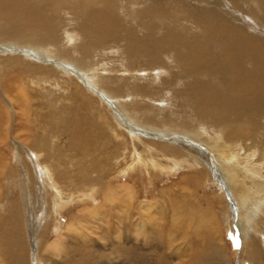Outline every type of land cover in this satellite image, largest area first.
<instances>
[{
  "label": "rangeland",
  "instance_id": "obj_1",
  "mask_svg": "<svg viewBox=\"0 0 264 264\" xmlns=\"http://www.w3.org/2000/svg\"><path fill=\"white\" fill-rule=\"evenodd\" d=\"M158 1L161 2L159 5L155 0H148L144 3L145 6L143 5L146 7L145 10L150 12V15L143 19L145 27L135 29V22H132L134 33L137 36V43L132 45V51L126 47L128 42H123V39L120 38L121 43H119L118 50L110 47L117 48L118 45L117 42L111 40L110 46L105 45L98 54L88 53L87 60L95 67L102 68L100 73L103 77L114 80L111 83L112 86L117 83L114 90L118 91L120 88L124 92L129 88L127 92H137L138 94L135 95L139 98L136 103L137 111L139 110L141 118L147 119L155 125H159L160 122H165L168 125L177 124L194 130L199 129L198 131L204 135H211L213 130L221 128V121H226L228 129L222 130L224 137L229 136L230 133L232 136L234 132H247L249 129L254 132L256 127L253 126V128L251 124V121L255 123V118L252 116L254 109L247 110L248 114L242 113L245 106L244 101H246L243 94L249 90L248 87L255 85L258 91H254L256 95L253 92L251 94L259 98L264 96V19H256V17L250 16L246 10L241 11L240 8H246H243L244 3L240 0H206L202 3H187L182 0ZM255 1L264 3L262 0ZM87 6L89 11L86 14L80 13L78 18L75 14L73 15L74 22L81 23L79 19L86 17L95 23L94 13L108 8L104 2H96ZM119 6V4L115 5L114 8ZM218 7L229 9L228 13L238 17L241 24L236 26L237 28L227 26L223 21L224 16L219 17L215 14V11H219ZM70 12L67 11L71 14ZM154 15L162 16L160 20L155 19L156 22H153ZM67 16L62 13L63 22ZM123 18L120 14L118 15L121 25L126 28L129 23L122 22ZM140 20L142 21L141 18L137 19V22L140 23ZM178 20L179 23H177ZM214 20L221 21V23L213 22ZM208 21H212L213 24L203 29ZM125 28L122 31L118 30L121 36L125 35L127 31ZM59 31L61 32V30ZM71 31L84 36L79 25H73ZM169 32H174L172 35L175 38L179 35L186 37L180 41L184 46L190 43L191 37L196 38L195 41L200 42L203 48V56L207 60L209 57L208 69H212L211 72L215 73L190 75L189 72H186V66L179 63L175 57L176 54L167 52L163 54L165 57L162 58L163 67L156 66L149 69L150 76H144L147 71L145 67H148L145 65H148L147 61L149 62L153 58L145 52H148L151 47L159 46L166 39L167 34L171 36ZM0 33L8 38L7 41H0V81L9 83L10 92L16 97L12 96V99L16 103H20V105L17 103L18 107L13 106L12 112V108L8 104H3L4 95L0 93V160L2 161L0 174L3 173L5 167L9 166L10 168V170L7 168L5 176H0V198H4L1 202H6L5 205H1L0 202V212L4 213L5 207L11 209L0 227V264H129L127 260L130 254L134 257L133 264H177L178 261L173 259L175 256L168 254V251L175 249L176 246H172L163 253V248L157 250V246L154 247L151 242H146L147 247L144 246L145 242L134 243V240L127 239L125 227L128 222L136 225L135 222L139 216H142L141 220L148 222L146 225L139 224L140 231H145L144 228L148 225H151L152 228V224H154L153 227L155 225L162 227L161 217L163 219L165 217L177 218L180 213L191 216L193 206L201 207L205 209V212L209 211L207 220L213 226L211 231L213 242L221 245L220 249L224 250L222 252L225 253L224 256L228 260L224 259L225 262H220L221 264H264V224H262L263 230L255 233L256 239L251 238L245 245L244 235H242V230L246 227L245 220L242 222L239 219L238 209L234 213L231 204V198H234L233 192H226L217 172L210 174L195 160L185 161L190 164L181 162L177 169L166 171V168L163 169L162 159L176 158L173 154L157 149L162 145L163 139L134 135L142 142L133 140L134 136L122 125L126 123V120L114 115L115 108L113 106L109 107L73 76L68 75V78L74 79V84L70 83L69 79L60 76L58 70L53 66L60 63L59 60H50L40 56L39 59L34 60L32 56L36 53L31 48L23 49L24 47L19 43L36 41L38 44L46 45L50 41L45 36L28 35L26 37L22 30L14 28L12 25L8 32L0 30ZM150 34L154 37L151 38ZM55 36H59L58 33H55ZM182 46L177 47L180 57L186 54V50H183ZM56 47L61 52L62 47L58 44ZM121 48L122 50H119ZM112 49L115 52L109 54ZM104 53L108 56L107 59L100 58V55ZM249 53H253V56ZM245 54H249L250 57H246ZM145 57L146 59H144ZM223 60H226L228 66ZM259 61L261 62L259 63ZM104 62H106L104 66L100 65ZM107 63L116 67L118 72L108 74ZM220 66L222 67L220 68ZM129 67H136V72H133V75L135 74L134 77L138 79L133 83V80L129 79L130 76L125 75L128 80L119 83L120 73L123 74ZM258 67L261 68L262 73L258 71ZM159 70H161L159 83H154L156 75L153 73L154 71L157 73ZM140 72H143L140 74L143 76L137 74ZM11 80H14V83ZM65 81L69 82L68 87H65ZM1 82L0 86H2ZM54 82L61 85V88L65 87L66 90L58 92L57 95L53 91V95L50 88ZM197 82H206L208 85L205 90L202 89L199 92L198 87L194 84ZM237 89L239 91L236 92ZM240 92L241 94H239ZM240 97L244 100L239 101ZM126 98L128 99L127 103L133 101L130 95H126ZM27 101H30L28 105H26ZM255 103L256 101L253 100L250 104L254 106ZM211 105H213L212 108ZM26 107L30 109L28 112ZM17 115L19 120H17ZM2 118L4 119L2 120ZM216 118L221 121H212ZM14 120L19 128L22 130L24 128L25 132L33 130V133L29 136H26L27 132L24 133L26 137L21 136L20 141L17 139L22 135V130L17 131V136L10 137ZM132 125L143 132L152 130L143 123L134 122ZM57 130L60 132L59 134H57ZM68 130L71 131L70 136L76 137L75 143L69 146L66 145L68 133H65ZM182 135L184 136L183 133ZM34 141L36 144L32 143ZM19 142L22 144L19 145ZM39 146L40 148L45 146L42 162H47L56 170L57 181L61 186H64V191L76 193L80 189L82 192L85 191V186L89 188L93 185H96L98 190V193L94 195L96 197L92 200L68 203L62 210L63 215L59 217V219L61 218L59 223L61 227L58 230L55 229V226L59 224H54L58 218L54 216L50 218L49 214L55 213L54 209L56 211L60 208L52 207L51 209V198L53 197L45 192L42 180L38 181L37 186L34 183L35 178L42 177L40 175L41 166L37 163L35 153L30 148H39ZM133 147L135 148L133 149ZM17 148L26 151L32 157L34 164H31L26 156H24V160L19 159L22 151L18 152ZM143 149L149 155L145 161L147 166H150L149 160L156 164L159 162V166L163 170L154 176L150 169L146 171V178L153 179V183L146 187L147 189L143 188L144 181H142L139 171L136 170L137 166H133L126 173H120L124 166L132 165L135 153L139 155L141 163L144 162L146 157L143 155ZM208 155L211 162L210 157L212 156ZM135 159L137 161V157ZM199 160L203 161L201 158ZM104 170L106 173L100 179ZM116 173L121 174L120 177H116ZM27 175L32 177L33 183H25ZM26 189L30 192L27 193ZM26 195L30 197V201L26 199ZM229 196L230 198H228ZM197 199L202 200L201 204H193ZM170 200H174L173 202L178 207L172 205ZM26 203L27 207H25ZM139 203L144 205L142 209ZM131 204H134L133 209ZM1 207L4 208L3 211ZM171 208L177 212H172ZM130 211L133 216L127 221ZM160 212H164V215L160 216L162 214ZM174 226L175 223H168L164 226L168 231L171 244L174 242ZM153 237L156 238L155 234ZM220 263H216L213 259L211 264Z\"/></svg>",
  "mask_w": 264,
  "mask_h": 264
},
{
  "label": "bare ground",
  "instance_id": "obj_2",
  "mask_svg": "<svg viewBox=\"0 0 264 264\" xmlns=\"http://www.w3.org/2000/svg\"><path fill=\"white\" fill-rule=\"evenodd\" d=\"M146 1H148V0H0V30L2 32H8L10 25H12L14 28L22 30L26 34V37L28 35L45 36V38H47L50 41L46 45L38 44L36 41L31 42V43H22V42H19V43H20V45H22L24 47L23 49L29 50L31 48L32 51L36 53L34 56H32V58L34 60L39 59V56L42 58L46 57L50 60H59L60 63H57L53 66H55V68L58 70L57 72L60 73V76H62L64 79H69L70 77L68 78V75L73 76L74 79H78L79 82L81 84H83V86L88 91H90L92 94L97 96L101 101L108 104L109 107L113 106V108H115V111H114L115 114L114 115L119 116L121 118H124L126 120V123H123V124L119 123V124L124 125L126 130H128L132 134V136H134V135L135 136L136 135L142 136L143 135V136H148L151 139H155V138L163 139V142H161L162 145L160 147H158L157 149H159L160 151H164L165 153L168 152L170 154H173V156L176 158V159H174L172 157H168L166 159H164V158L162 159L164 162L163 169L166 168V171L169 172V171H173V170L177 169L178 167H180L181 162L184 163L185 161L195 160V161H197V164L206 168V170H208L210 174H211V172H212V174H213V172H217L219 175V178H220V182L225 187L226 192H231V193L233 192L234 198H231V204L233 206L234 213L237 212V209H238L239 210V217H240L239 219L242 222L245 220L246 227L243 228V230H242L243 234L242 235H244L243 236L244 237L243 242L246 245V244H248V240L250 241L251 238L256 239L255 233L258 232L259 230H263L262 224H264V216H263V211H264V110H263L264 109V96L259 98V97H255L254 95L251 94V92H253L255 94L254 91H258L257 86L251 85L252 87H248L249 90H247L248 88L246 89L247 92H245L243 94V96H245V99H246V101H244L245 106H244L243 110L241 109L242 113H247V114L249 113L247 110L254 109L252 111V116L255 118V120H254L255 123H253L251 121L252 127L253 126L256 127L254 132L250 131V129H249V130H247V132H244V131L240 132V133L234 132L232 136H231V133L229 132L230 135L227 137H224V133L222 130L228 129V124H227L228 122L221 121L218 118H216V119H213L212 121H214V122L221 121V123H220V125H222L221 128L218 130L217 129L213 130L211 135L210 134L204 135L198 131L199 129L194 130L192 128H186L185 126H179L177 124H169L168 125L165 122L164 123L160 122L159 125H155V124L151 123L150 121H147V119L141 118L142 116H140L139 110L137 111V109H136L137 108L136 103L138 102L139 98L136 97L135 95L138 93L137 92H135V93L134 92H127V90L129 88L126 89L124 92L121 91L120 88H118L119 89L118 91L114 90V87H115V85H117V83H115L112 86L111 83H113L114 80L107 78V77H103L100 73L102 68L100 66L95 67L93 63H90L87 60L88 59V57H87L88 53H92L95 55L98 54L99 52H101L100 50L102 47H104L105 45L110 46V44L112 43L111 40L117 42L118 45H117V48L112 47V46H110V47L118 50V48L120 47L119 43H121L120 38L123 39V42H126V41L128 42V46H126V47L128 50L132 51L133 50L132 45L137 43V40H136L137 36L134 33V27H133L134 25L132 22H135L134 23L135 29L145 27L143 19L146 18V16L150 15V12L148 10H145L146 7H143V5ZM155 1H156L157 5H159L161 3L158 0H155ZM182 1L187 2V3H189V2H191V3L192 2L193 3L194 2L202 3L206 0H189V1L182 0ZM240 1H242V3H244L243 8H246V9H242L238 5V7L241 9V11L246 10L247 12L250 13V16L256 17V19H259V20L264 19L263 18L264 17V3H262L261 1H259L260 3H257L255 0H240ZM262 1L264 2V0H262ZM96 2H104V4L108 5V8L104 9L103 11H99V12L94 13L95 23L91 19L86 18V17L79 19V21L81 23L74 22V20H75L74 16H73L74 14L76 15V18H78V16H80V13L86 14L89 11V8L87 5L93 4ZM118 4L120 6L117 8H114V6L118 5ZM212 4H215V3H212ZM141 5H142V7H141ZM63 10H65V11H63ZM68 10L71 11L70 12L71 14L67 13ZM218 10H219L218 12L215 11V14H217L219 17L224 16L223 21L227 26H229L231 28H237L236 26H239L241 24L240 19L238 17L236 18L235 16L228 13L229 9H225L224 7H218ZM261 12H262V14H261ZM62 13L64 15H68L67 18L64 20V22H63V17H61ZM119 14L122 17H124L122 22L129 23L128 27L125 28L121 25V22L118 20ZM132 15H138L140 17H136V16L133 17ZM161 16L162 15H154L155 18H153L154 19L153 22H156V20H160ZM177 16H179V15H177ZM139 18L142 19V21L140 20L141 21L140 23L137 22V19H139ZM221 19H222V17H221ZM203 22L205 23V20ZM211 22L208 21L206 23V26H203V29L210 27L211 24H213V22H216V21L214 20L212 23ZM217 22H219V21H217ZM177 23H179V20ZM219 23H221V21ZM161 24H162V22H161ZM73 25H77V26L79 25V28L82 30L84 36H80L78 33H75L74 31L72 32L71 27ZM156 27H158V26H156ZM220 27L221 26L219 25V28ZM123 28H125V30L127 29V31L125 32L124 36H121L120 33H118V30L122 31V30H124ZM173 29H174V27H173ZM222 29H223V27H222ZM59 30H61V32ZM154 30H156V29H154ZM213 30H214V28H213ZM147 31H148V29H147ZM204 31H206V30H204ZM148 32L150 33V31H148ZM219 32H220V30H219ZM219 32H217V33H219ZM55 33H58L59 36L56 37ZM169 33H171L170 34L171 36H169L167 34V36H165L166 39L159 46L151 47L148 49V52H145L146 54L152 56L153 58L150 59L149 62L147 61L148 65L144 64L145 66H148V67H145V68H147V69H145L147 71L144 74V76H150V74H151L150 70L152 68H154L156 66H162L163 65L162 64L163 63L162 58H165L163 54H166L167 52H171V54L175 53L176 54L175 57L177 58V60H179V63H181V64L183 63V65L186 66V68H187L186 72H189L190 75H194V76L198 75L199 76L202 73H204V75H205V73H209V74L212 73L211 72L212 69H208V65H207V63H208L207 61L209 60V57L207 60L203 56V54H204L203 48H202L200 42L195 41L196 38L191 37L190 43L187 44L186 46H184L182 44V42H180V41H183L184 38H186V37H184L183 35H179V36H176V38H175L172 35V33H174V32H169ZM139 34H141V33H139ZM150 36H151V38L154 37V36L152 37L151 34H150ZM164 38H162V39H164ZM227 38H230V37L227 36ZM7 39L8 38L6 36H3L2 33H0V41L1 40L7 41ZM210 39H211V37H210ZM158 40H159V38H158ZM191 40H192V42H191ZM57 44L62 47L61 52L56 47ZM126 45H127V43H126ZM152 45H153V43H152ZM179 46H182V49L186 50V52H185L186 54L182 57H180L179 49L177 48ZM113 49L109 52V54H111L112 52H115ZM123 49L125 50V47H123ZM119 50H122V48ZM242 50H245V49H242ZM117 52H119V51H117ZM242 53H244V52H242ZM12 54H15V53L12 52ZM249 54L248 55L245 54L246 57L247 56L250 57V55H252L253 53L250 55ZM0 55H1V53H0ZM107 57L108 56L105 53L100 55V58H102V59H107ZM211 58H213V57H211ZM144 59H146V57ZM247 61H248V59H247ZM223 62L226 63V60L225 61L223 60ZM260 62L261 61H259V63ZM105 63L106 62L100 63V65L104 66ZM167 64H168V62H167ZM110 65L111 64L107 63V66L109 68L108 74H110L111 72L117 73L118 69H116V67H112ZM226 65H227V63H226ZM164 66H166V65L164 64ZM258 66H259V64H258ZM221 67L222 66H220V68ZM254 68H255V66H254ZM4 70H6V69H4ZM219 70H221V69H219ZM258 71L260 73L263 72V71L261 72V68H259ZM133 72H136V67H133V68L129 67V69H127L126 72H124L123 74L120 73L121 75L119 74L121 79L118 80V82L120 83L121 81H126L127 78H125V75H128V76H130L129 79H132L133 83H135L138 78L134 77L136 75L135 74L133 75ZM142 73L143 72H140L137 74L140 75ZM213 73H215V72L213 71ZM153 74L156 75L155 77L152 75L155 78L153 82L159 83L158 81L160 79L159 75H161V70H159L157 73H156V71H154ZM140 76H143V75H140ZM250 78H252V77H250ZM0 80H1V78H0ZM69 80H70V83L74 84V81L72 79H69ZM115 80L117 81V77ZM11 82L14 83V80H11ZM65 82H66L65 87H68L69 82L68 81H65ZM194 84H195V86L198 87L199 92H201L202 89L205 90L206 85H208L206 82H197ZM254 84H255V82H254ZM65 87L61 88V85L59 86L56 82H54L51 85L50 92H52V94L54 95V93H53V91H54V92H56L55 95H57L58 92L66 90ZM240 89H242V88H240ZM194 90L196 91V89H194ZM10 91H11V88L9 87V83L3 82L2 86H0V93H2L4 95V100H5L3 102V104L4 105L8 104L12 108V112H13V110H14L13 106L18 107V105H20V103L17 102L18 103V105H17L16 101H14L12 99V96H13V98H16V97ZM77 91L79 93L78 88H77ZM237 91H239V89H237L236 92ZM241 92L239 94H241ZM195 93H197V92H195ZM86 95H87V97H89L87 93H86ZM126 95L132 96L133 101L127 103L128 99L126 98ZM108 100H110L111 102H109ZM241 100H244V99L242 97H240L239 101H241ZM253 100L256 101V103L254 106H251L250 103ZM29 102L27 101L26 105H28ZM151 103H153V102H151ZM246 104H247V106H246ZM212 107H213V105H211V108ZM154 108H156V107H154ZM260 109H262V110H260ZM17 110H18V108H17ZM26 110L28 112L30 110L29 107H26ZM206 110H208V109L206 108ZM205 116H207V115H205ZM3 119L4 118H2V120ZM19 119L20 118H18V115H17V120H19ZM224 119H226V118H224ZM247 119H249V117H247ZM134 122L143 123L146 125V127L148 129H152V130L150 132H143V131L139 130L138 128H136L132 125V123H134ZM7 123H8V121H7ZM258 125H260V126H258ZM238 127H237V129H239ZM235 128H236V126H235ZM34 129H35V127H34ZM57 129H59V128H57ZM246 129H244V130H246ZM21 130L22 129L19 128L17 122L14 120V126L12 129V132L10 133V137H14L15 135L17 136L18 135L17 131H21ZM7 131H8V129H7ZM22 131H23L22 135H20L18 137L19 139H17L19 141L21 139V136H24V133L26 134V132H27V130L25 132L24 128ZM183 131H185V132H183ZM57 132H58V130H57ZM31 133H33V130H29L27 132L26 136H29ZM56 133H55V135H56ZM59 133L60 132H58L57 134H59ZM65 133H68L67 139H66L67 140L66 145L69 146L71 144H74L75 143L74 140L76 139V137H74L73 135L70 136L71 131H69V130L65 131ZM182 133L184 134V136L182 135ZM251 134H253V136L250 137ZM26 136H24V137H26ZM135 136L133 137V140L141 141V139H139L138 137H135ZM55 137L57 138V136H55ZM47 138H49V137H47ZM35 141H37V140H35ZM35 141L32 143L36 144ZM50 142L52 143V141H50ZM18 144L21 145L22 143L19 142ZM185 145H186V147H184ZM41 147H42V145H41ZM44 147L40 148V146H39V148L38 147L30 148L35 153V158H36L37 163L41 166L40 167V169H41L40 175H42V177L40 176L41 178L39 177V179L35 178L37 181L34 180L35 181L34 183L37 186L38 181L42 180V182H43L42 185L44 187V190L46 189L45 192H48L51 195V197H53V198H51V200H52L51 201V209H52V207L60 208V209H57L56 211L54 209L55 213L49 214L50 218L53 216L57 217L58 221L57 220L54 221V224H59L60 220H61V218L59 219V217H61L63 215L62 210L64 209V207L68 203H72L75 201H76V203H81L84 200H92L96 197L94 195H96L98 193V190L96 188V185H93L89 188H87L85 186V191H82V192L80 189L76 193L64 191V186H61L60 183L57 181L56 176L58 173L56 172V170H54V168L51 165H49L47 162H42L41 158L45 155V154H43ZM142 147L146 148L144 145H142ZM134 148L135 147H133V149ZM17 151L18 152L22 151V155L21 156L18 155V156H20L19 159L24 160V156H26V158H28V160H30L29 162L31 164L32 163L34 164L32 157H30V155H28L26 153V151L21 150L19 148H17ZM208 154H211V156H212V157H210L212 163L210 162V159L208 158V156H209ZM143 155L146 158H144L145 159L144 162L141 163V159H139V157H138L139 155H137L135 153L133 155V158H132L133 159L132 165L129 164V165L124 166L120 173L121 174L126 173L130 168L132 169L133 166H137L136 170L139 171L141 179H142V181H144L143 188L147 189L146 187L150 186L153 183V179L150 177L146 178V176H145L146 171L148 169H150L152 172V175L154 176L155 174H157L158 172L163 171V170L160 168L159 162H158V164H156L150 160L148 161L150 164V166L148 167L147 164L145 163V161H146V159L149 158V155L145 152L144 149H143ZM136 157H137V161L135 159ZM200 158L203 161H200L199 160ZM1 162L2 161L0 160V163ZM185 163L190 164L189 162H185ZM115 164H116V162H115ZM1 166L2 165L0 164V167ZM7 168L10 170L9 166L5 167V169H3V173L0 174L1 177L5 176L4 173L8 171ZM11 172H12V170H11ZM99 173L101 174L102 172H99ZM105 173L106 172L104 170V173H102L99 178L101 179L102 177H104ZM121 174L116 173V177H120ZM25 178H26L25 180H27V181H25V183L26 182L27 183H33L31 180L32 177H30L29 175H27ZM197 181H199V180H197ZM25 186H27V184H25ZM26 191H27V193L30 192V190L28 191V189H26ZM142 191H141V194H142ZM111 193H112V191H111ZM160 193L163 194L162 191H160ZM141 194H140V196H141ZM29 198L30 197H28L26 195V199H28L30 201ZM228 198H230V196ZM3 199H4L3 197L0 198V202ZM170 201H172V200H170ZM173 201L171 202V204L177 208L178 206H176L175 202H173ZM201 201H200V199L194 200L195 203H193V204H201ZM148 202H151V201H148ZM184 202L186 203L187 200ZM5 203L6 202H1V205H5ZM73 204H75V203H73ZM27 205L28 204L26 203L25 207H27ZM62 205H64V206H62ZM133 205L134 204H131L132 209H133ZM139 205H140L141 209L144 207V205H142V203H139ZM193 207L194 208H193V212H192L191 216H186L185 215L186 213L185 214L180 213L179 215H177L178 216L177 218L165 217L163 219L161 217L160 221H162V224H161L162 227L161 226L159 227L156 225H155V227H153L154 224H152L153 225L152 228H151V225H148V226H146V228H144L145 231L139 230V228H140L139 224L142 223L143 225H146L148 222L145 220H141L142 216H139L135 222V224L137 226L134 224H130L129 222L126 224L125 231L127 232V234H126L127 239L134 240V243H136V242H143L144 243L145 242L144 243L145 247H147L148 242L149 243L151 242L154 245V247L157 246V250L163 248V253H165L172 246H176L175 249L168 251V254H170L171 256H175L173 259L178 261L177 264H211L213 259L215 260L216 263H220V262L224 263L225 260H227L226 256H224L225 253L222 252L224 250L220 249L221 245L216 244V242L215 243L213 242V237H212L213 234L211 232L213 226L207 220L209 211L205 212V209L198 207V206H193ZM1 210L3 211L4 208L1 207ZM171 210H172V208H171ZM8 211H11V209L5 207L4 213L0 212V227H2V223L4 222L5 217H8V215H9ZM172 212H177V210L173 209ZM160 213H162L160 216L164 215V212H160ZM132 216L133 215L130 211V214L128 216L127 221H129L132 218ZM145 218H146V216H145ZM157 221H158V219H157ZM246 222H248V223H246ZM168 223H175V226H174L175 234H174L173 244H171V239L168 235V231L165 230V228H164V226L167 225ZM60 227H61V224L56 225L55 229L58 230V229H60ZM65 232H66V230H65ZM154 234H155L156 238L153 237ZM245 234L247 236L246 238H245ZM175 240H177V241H175ZM179 243H180V245H179ZM187 247H188V249H187ZM222 247H223V245H222ZM224 249H225V247H224ZM127 252H129V251H127ZM130 253H131V250H130ZM127 261L129 262V264L134 263V257H132V254L129 255Z\"/></svg>",
  "mask_w": 264,
  "mask_h": 264
}]
</instances>
